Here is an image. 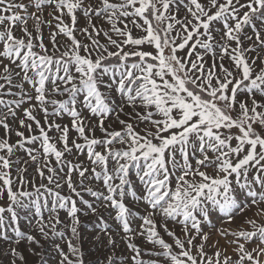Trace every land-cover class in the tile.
Here are the masks:
<instances>
[{
  "label": "snow or ice",
  "instance_id": "obj_1",
  "mask_svg": "<svg viewBox=\"0 0 264 264\" xmlns=\"http://www.w3.org/2000/svg\"><path fill=\"white\" fill-rule=\"evenodd\" d=\"M0 264H264V0H0Z\"/></svg>",
  "mask_w": 264,
  "mask_h": 264
}]
</instances>
